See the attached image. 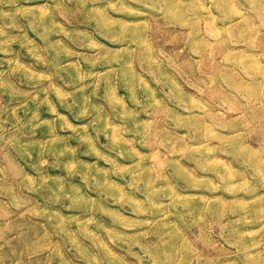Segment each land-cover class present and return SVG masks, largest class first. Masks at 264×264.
<instances>
[{"label":"rangeland","instance_id":"1","mask_svg":"<svg viewBox=\"0 0 264 264\" xmlns=\"http://www.w3.org/2000/svg\"><path fill=\"white\" fill-rule=\"evenodd\" d=\"M0 264H264V0H0Z\"/></svg>","mask_w":264,"mask_h":264}]
</instances>
